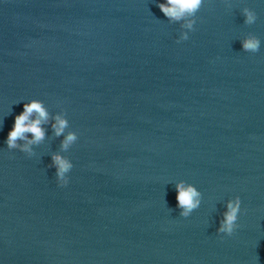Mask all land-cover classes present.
Returning <instances> with one entry per match:
<instances>
[{"label":"clouds","instance_id":"9594fccd","mask_svg":"<svg viewBox=\"0 0 264 264\" xmlns=\"http://www.w3.org/2000/svg\"><path fill=\"white\" fill-rule=\"evenodd\" d=\"M205 0H164L157 4V7L164 14L170 23H179L182 31L180 32L177 43L187 41L189 33L195 31L197 22V13L204 6ZM231 5H229L230 7ZM244 23L252 25L257 20V14L249 7L242 10ZM242 47L245 52L257 53L260 50L261 41L255 34L249 33L242 41ZM50 119L54 120L52 128L54 135L63 139L60 143L59 151L51 153V166L55 167V178L60 186L68 184V173L73 168L72 161L63 153L77 142L78 134L75 131L65 130L69 128V120L66 114H56L50 116L49 111L43 102L33 99L23 105V111L15 116L14 124L8 132L6 145L7 149H18L27 154L29 157L35 155L32 146L40 145L45 139L44 124ZM31 134V139H29ZM23 141L24 143H19ZM177 206L179 207L180 216L187 218L193 211L198 209L202 202V193L191 183L181 180L175 184ZM226 210L222 214L217 229L218 233L226 236H232L239 227L238 219L241 213V198L237 195L225 203Z\"/></svg>","mask_w":264,"mask_h":264},{"label":"water","instance_id":"95a60500","mask_svg":"<svg viewBox=\"0 0 264 264\" xmlns=\"http://www.w3.org/2000/svg\"><path fill=\"white\" fill-rule=\"evenodd\" d=\"M221 218L158 243L118 264H264V202L241 210L232 236Z\"/></svg>","mask_w":264,"mask_h":264}]
</instances>
